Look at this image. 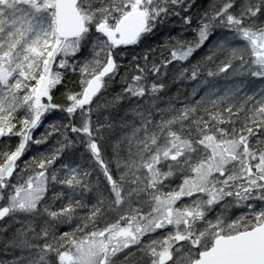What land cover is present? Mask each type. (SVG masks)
<instances>
[{
	"label": "snow or ice",
	"instance_id": "1",
	"mask_svg": "<svg viewBox=\"0 0 264 264\" xmlns=\"http://www.w3.org/2000/svg\"><path fill=\"white\" fill-rule=\"evenodd\" d=\"M0 248L264 264V0H0Z\"/></svg>",
	"mask_w": 264,
	"mask_h": 264
},
{
	"label": "trees",
	"instance_id": "2",
	"mask_svg": "<svg viewBox=\"0 0 264 264\" xmlns=\"http://www.w3.org/2000/svg\"><path fill=\"white\" fill-rule=\"evenodd\" d=\"M178 87L182 88L181 85H177V84L170 85V93H169V95H174L176 93V90H177ZM0 250L2 251V248H0ZM1 254L2 253L0 252V259H6V257L5 256H1Z\"/></svg>",
	"mask_w": 264,
	"mask_h": 264
},
{
	"label": "rangeland",
	"instance_id": "3",
	"mask_svg": "<svg viewBox=\"0 0 264 264\" xmlns=\"http://www.w3.org/2000/svg\"><path fill=\"white\" fill-rule=\"evenodd\" d=\"M0 252L2 253L1 256H4L3 249H2V251L0 250ZM1 258H2V257H1ZM6 258H7V257H6Z\"/></svg>",
	"mask_w": 264,
	"mask_h": 264
}]
</instances>
